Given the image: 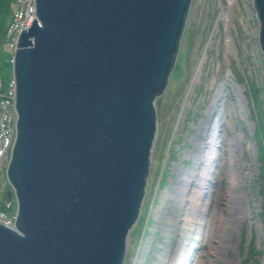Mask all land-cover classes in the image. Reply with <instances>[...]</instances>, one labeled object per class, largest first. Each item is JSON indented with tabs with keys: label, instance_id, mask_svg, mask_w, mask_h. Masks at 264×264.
Returning a JSON list of instances; mask_svg holds the SVG:
<instances>
[{
	"label": "water",
	"instance_id": "1",
	"mask_svg": "<svg viewBox=\"0 0 264 264\" xmlns=\"http://www.w3.org/2000/svg\"><path fill=\"white\" fill-rule=\"evenodd\" d=\"M190 1L34 0L13 52L16 213L0 264L123 263Z\"/></svg>",
	"mask_w": 264,
	"mask_h": 264
},
{
	"label": "rangeland",
	"instance_id": "2",
	"mask_svg": "<svg viewBox=\"0 0 264 264\" xmlns=\"http://www.w3.org/2000/svg\"><path fill=\"white\" fill-rule=\"evenodd\" d=\"M15 7L16 0H0L2 88L13 79L5 30ZM259 35L253 0L190 1L174 75L155 99L145 197L122 264H264ZM9 189L3 165L0 210L13 216Z\"/></svg>",
	"mask_w": 264,
	"mask_h": 264
},
{
	"label": "built area",
	"instance_id": "3",
	"mask_svg": "<svg viewBox=\"0 0 264 264\" xmlns=\"http://www.w3.org/2000/svg\"><path fill=\"white\" fill-rule=\"evenodd\" d=\"M34 18L36 19L34 0H16V7L9 23V32L12 34L9 44L13 50L16 49L21 30L29 27ZM6 83L7 86L5 85L4 88L0 84V167L3 165L7 167L16 135L14 78H8ZM3 213L0 211V222L12 226L14 216Z\"/></svg>",
	"mask_w": 264,
	"mask_h": 264
},
{
	"label": "bare ground",
	"instance_id": "4",
	"mask_svg": "<svg viewBox=\"0 0 264 264\" xmlns=\"http://www.w3.org/2000/svg\"><path fill=\"white\" fill-rule=\"evenodd\" d=\"M14 10H15V9H13V11H12V15H13ZM256 12H257V11H256ZM12 15H11V18H10V19H12ZM8 25H9V24H8ZM8 31H9V28L5 30V33H7ZM5 35H6V34H5ZM17 40H18V39H17ZM14 51H15V50H13V52H14ZM13 54H14V53H13ZM13 54H12V57H13ZM11 62H13V59L11 60ZM174 67H175V64H174ZM174 67H173V68H174ZM177 71H178V70H177ZM176 73H177V75H178V72H176ZM172 74H173V73H171V76L174 75V74H173V75H172ZM171 76H170V77H171ZM176 77H177V76H176ZM176 77L174 76L173 78H176ZM6 168H7V167H6ZM0 211H2V210H0ZM2 212H3V211H2ZM3 214L5 215L6 213L4 212ZM13 216H14V215H13Z\"/></svg>",
	"mask_w": 264,
	"mask_h": 264
},
{
	"label": "trees",
	"instance_id": "5",
	"mask_svg": "<svg viewBox=\"0 0 264 264\" xmlns=\"http://www.w3.org/2000/svg\"><path fill=\"white\" fill-rule=\"evenodd\" d=\"M177 52H178V51H177ZM177 52L174 54L173 61L176 59V54H177Z\"/></svg>",
	"mask_w": 264,
	"mask_h": 264
}]
</instances>
